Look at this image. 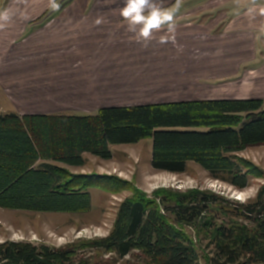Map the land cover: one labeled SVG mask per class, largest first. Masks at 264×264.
I'll use <instances>...</instances> for the list:
<instances>
[{"label":"trees","instance_id":"trees-1","mask_svg":"<svg viewBox=\"0 0 264 264\" xmlns=\"http://www.w3.org/2000/svg\"><path fill=\"white\" fill-rule=\"evenodd\" d=\"M153 140L152 166L183 173L195 162L213 177L245 189L250 169L239 153L264 145V99H192L107 106L93 115L0 113V207L34 212H86L97 182L71 173L84 155L111 159V147ZM64 165V166H63ZM221 194L204 189L137 190L119 207L114 227L93 248L120 258L140 251L155 264H201L186 228L213 233L211 264H264V184L255 201L237 204L243 225L221 224ZM0 264H90L72 246L0 243Z\"/></svg>","mask_w":264,"mask_h":264},{"label":"crops","instance_id":"crops-1","mask_svg":"<svg viewBox=\"0 0 264 264\" xmlns=\"http://www.w3.org/2000/svg\"><path fill=\"white\" fill-rule=\"evenodd\" d=\"M50 4L51 0H35L13 7L12 0H0V15L7 17L0 20V78L6 88L31 99V106L20 114L85 115L92 108L163 103L124 101L146 96L140 83L150 77L142 72L152 69L155 73L159 60L152 54L156 40L144 47L126 31L119 15L123 2L88 6L84 10L99 12H88L83 18L44 21L41 16ZM209 8L221 13L210 22L175 23V32L168 35L179 42L195 37V47L188 48H198L202 54L199 68L215 81L221 74H238L247 67L264 73V0H210L196 7L200 11ZM98 18L104 21L100 25L95 23ZM163 32L154 35L157 38ZM167 45V50L174 51L170 42ZM13 58L19 62L13 63ZM172 63L170 59L164 64L172 68Z\"/></svg>","mask_w":264,"mask_h":264},{"label":"rangeland","instance_id":"rangeland-1","mask_svg":"<svg viewBox=\"0 0 264 264\" xmlns=\"http://www.w3.org/2000/svg\"><path fill=\"white\" fill-rule=\"evenodd\" d=\"M34 1L12 0V4L13 7L21 3L28 6ZM115 1L123 2V0H55L59 8L54 9L51 0L49 8L41 17L44 21L55 17L83 18L88 12H99V10H84V8L95 7L100 2ZM207 1L210 0H182L176 16L186 14L187 11L189 13L181 19H176L175 16V23L186 21L201 23L204 19L210 22L211 17H214V14L219 15L221 11L211 8L207 11L196 9ZM156 2L163 7H170L175 0H156ZM224 24H221L219 28H222ZM164 34L163 32L159 36ZM206 38L211 40V36ZM169 42L173 45L176 54L174 51L167 50V43L159 44L156 40L153 44L152 54L155 55L156 60H159V63L155 66V73H151L152 69L149 71L150 74L147 71L142 72V76L150 77L140 83V88H143L141 91L146 96L139 99H125V102L243 99L235 97L250 96H259L264 99V73L255 72L258 68H243L240 73L233 75L221 74L215 81L210 75L203 74V69L199 68L202 54L198 48L194 49L195 37L185 38L184 41L179 42L174 36V39H170ZM189 46L194 47L189 49ZM187 53L191 54V58L186 57ZM172 54L174 55L171 57ZM170 59L173 61L172 68L164 64H169ZM18 62L19 59L13 58V63ZM169 69L172 71H168ZM29 100L31 99L21 97L19 90L6 88L0 78V113L17 112L20 114L31 106ZM98 111L99 109L92 108L85 115H93ZM111 151L113 153L111 159L85 154L83 166H67L71 173L83 175L89 181L98 183V186L89 189L92 194L91 209L86 212L70 213L34 212L0 207V243L6 240H16L54 247L72 246L77 254L86 258L90 264H155L140 251H134L129 256L120 258L115 252L93 248L92 242L110 234L120 205L126 199L133 198L137 190L144 191L150 196L161 188L179 191L198 188L217 192L229 201H225L223 210L211 214L213 221L218 225L236 226L247 223L240 216L236 203L248 204L255 201L260 187L264 184V145L248 147L239 153L250 169V182L245 189H239L223 179L213 177L195 162H190L183 173L154 169L151 138L143 139L136 144L115 145L111 147ZM186 231L197 246L200 263L211 264L216 249L213 233L196 227L186 228Z\"/></svg>","mask_w":264,"mask_h":264},{"label":"clouds","instance_id":"clouds-1","mask_svg":"<svg viewBox=\"0 0 264 264\" xmlns=\"http://www.w3.org/2000/svg\"><path fill=\"white\" fill-rule=\"evenodd\" d=\"M182 0H175L170 7L159 5L156 0H123V7L119 15L124 22L125 29L132 34V38L147 47L150 42L157 40L159 44H166L174 36L169 33L175 32V16L179 12ZM52 7L59 8V4L52 0ZM0 20H7L6 16L0 15ZM104 21L96 19L97 25ZM2 26V25H0ZM166 30V34L157 39L154 33Z\"/></svg>","mask_w":264,"mask_h":264}]
</instances>
